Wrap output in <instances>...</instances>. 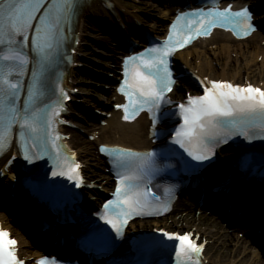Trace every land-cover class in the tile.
<instances>
[{
  "label": "snow or ice",
  "instance_id": "obj_1",
  "mask_svg": "<svg viewBox=\"0 0 264 264\" xmlns=\"http://www.w3.org/2000/svg\"><path fill=\"white\" fill-rule=\"evenodd\" d=\"M80 7L81 0H0V154L11 143L13 127L18 125L20 139L37 149L36 158L46 154L47 144L51 143L58 162V170L53 171V176L76 180L77 187L81 183L80 165H59L62 146L56 142L61 137L53 135L56 118L63 109L59 101L47 112L39 104L43 102L42 82L47 67L65 39V25L72 22ZM189 15L196 19L181 27L180 21ZM233 18H237L234 31L241 29L247 35L253 29L247 8L233 12L229 6L223 11L185 13L178 16L177 22L171 26L163 47L149 48L127 57L124 61L125 79L118 89L127 99V103L117 105L123 109V119L130 121L145 109L151 113L158 108L164 101L165 92H171L174 83L168 58L189 44L194 36L209 35L212 28L225 27L233 22ZM193 25L196 27L193 28ZM31 29H34V35L30 39L28 33ZM29 43L39 57V67L32 69L33 80L21 108L20 93L24 85L20 77L25 75L30 63L23 48ZM210 84V87L204 88L203 95L189 96L186 104L179 105L183 124L176 130L173 140L192 160L198 162L211 159L213 148L219 143H227L232 135L251 139L257 134L253 130L264 134V90L251 85L235 86L229 82L211 81ZM60 93L64 100L68 99L63 89ZM260 138L264 139V135ZM100 151L110 152L114 156V165L123 170L118 173L115 199L105 204L101 217L117 237L123 236V230L133 216L167 210V205L154 208L150 199L154 194L146 186L141 187L145 176L154 169L153 153L105 147H101ZM24 158L29 162L33 159L27 148ZM163 235L168 240L179 241L178 258L182 257L186 264H198L193 257L202 251V246L194 243L189 235ZM16 244L7 231L0 229V264H23L16 255ZM37 264L56 262L45 257Z\"/></svg>",
  "mask_w": 264,
  "mask_h": 264
},
{
  "label": "bare ground",
  "instance_id": "obj_2",
  "mask_svg": "<svg viewBox=\"0 0 264 264\" xmlns=\"http://www.w3.org/2000/svg\"><path fill=\"white\" fill-rule=\"evenodd\" d=\"M108 1H111L113 4L111 6L108 5ZM246 1L247 0H232L234 4ZM249 1L255 3L258 0ZM222 3L224 4L226 3V1H222ZM174 8H176V6L169 5L165 7L164 10H160L161 19L158 20L159 22L155 21L151 25V30L154 36H157L162 32L165 27L164 21L171 17V13ZM125 13L126 11L113 0H87L86 2H83L82 7L79 8L78 19L80 23H82L81 30L83 31V28L86 26V22L82 19V17L85 14L94 16L98 15L101 17L105 16L107 20L112 21L120 18ZM127 23L128 26L125 24L126 32L129 34L134 33V31H136L135 28L129 23V20ZM116 25L118 26V23H116ZM138 32L139 31H137L136 33L138 34ZM262 32L263 31H261L260 33V31H258L257 29L247 38L237 40L229 32L213 30L209 37L199 38L195 42H193L189 47H186L182 51L176 53L174 58L177 62L178 70L181 71V69H188L197 73L201 77H206L208 79L213 80H228L235 83L237 81L245 83L249 77L248 73L250 70L254 68H258L259 70L264 69V55L261 56V60L259 61L260 64H256V62L252 60L243 64L238 62H224L223 65H221L222 63L220 61L219 56L222 52L238 53L240 51L244 52L245 50L247 52H252L251 54H255L261 48H263V35H261L260 39L256 40L255 42H247L245 45L242 46H237L234 44V42L248 41L249 38H252L257 33L262 34ZM115 40V47L113 48L111 54L113 55V67L116 68L114 52H121V48L125 47V45L122 43L121 39ZM196 42L198 43V47L190 49ZM207 53H211L213 55L218 54V57L214 58L215 60H212L206 55ZM217 62L221 65V73L219 74V76L216 70H214L216 68L215 64ZM229 71H233V73H230ZM228 72L230 73V75L229 77H226L225 75ZM114 77L116 76L114 75ZM64 83L65 85H68L66 81H64ZM256 85L264 87V83H256ZM113 94L114 96L109 98L110 101H114V103H119L122 101L121 97L115 94L114 88ZM106 112L107 116L105 118H102V120L105 121V125L96 126V128L94 129H90L87 127L86 130L88 131L89 135L92 136L93 139L91 142H89L88 140L86 141L81 139L79 136H76L71 130L66 127H63V130L66 134L70 133L71 135L75 136H73V138L68 141L69 145L72 149H74L75 153L77 155L84 156H88L87 154H90L92 158L89 156L88 158L94 160L93 163L96 166H100L102 169H105L107 165L105 162V158L98 153L97 147L95 146L96 144H119L125 147L141 149L149 148L151 146L147 137L148 121L146 120L143 114L139 115L130 122H125L121 120L120 111L114 109L112 107V104ZM88 147L90 148V150H92L91 153ZM4 159L5 157L0 160V169L4 164ZM8 174V172L3 173L4 176H7ZM100 178H103V181H101L100 184L105 190L108 189L110 184H113L111 175H108V173L101 174ZM192 193L194 197L197 198L199 195V189H193ZM227 195H222L221 193L219 194V196H223V198H225ZM237 196L238 195L235 192L229 194L230 198H237ZM244 196L245 195H242L239 198L245 199ZM96 199H98V197H96ZM13 201L14 199L12 197L0 193V205H4L8 208L12 206ZM230 202L231 205L228 215L235 216V213L238 211V209H244L245 211L242 212V214L237 217V219H244L245 221H249L252 219V211H247L246 204H243L242 202V204L237 208L234 201ZM187 203L191 204L193 203V201H188ZM226 206L227 205L225 204L224 207L220 206L218 209L223 210L226 208ZM174 207L178 212H186L192 207L198 208V205L195 202L194 204L187 205L186 203L178 199ZM12 217L13 215L9 216L5 211L0 209L1 223L4 225V227L10 230L12 234H14L18 242L17 246L19 255L27 263H29L35 256L41 253V250L38 249V247H36L35 245L32 246V243L29 241V239L26 238L25 233L22 232L17 225H13L12 223H10ZM31 218L32 219H30V217H27V226L29 230L31 229L29 227V223H33V220L35 219L34 215H31ZM203 222L205 230L200 233V236H203L208 239L214 245V248L217 252V254L205 253L202 261L203 264H264V256L256 247L254 248V246H252V243L254 242V237L253 234H250L248 232L249 228L240 227L238 224L234 225L233 222H231L230 220L222 219L220 216H218V214H215L214 216L210 217L204 216ZM130 225H133V222L130 223ZM32 234L41 235L43 233L38 232L35 228L32 231ZM218 249L219 251L229 255L230 261H221L220 257H218Z\"/></svg>",
  "mask_w": 264,
  "mask_h": 264
},
{
  "label": "rangeland",
  "instance_id": "obj_3",
  "mask_svg": "<svg viewBox=\"0 0 264 264\" xmlns=\"http://www.w3.org/2000/svg\"><path fill=\"white\" fill-rule=\"evenodd\" d=\"M115 1L126 11V16L124 17L130 19L135 26L139 23L148 29L151 28V25L155 21L161 19L160 10H164L165 5L168 4L166 0ZM126 18H121L123 24H127ZM83 19L86 22V26L82 31L81 24L78 23L79 41L75 54V63L69 71L72 86L75 90V96L69 103L70 110L68 119L71 125L68 129L81 139L91 142L92 138H89V133L86 129L87 127L94 129L98 124L105 125V123H101L99 120L106 115V111L109 109L110 104L109 97L113 96L111 84L113 82V75L116 71L113 69V55L111 52L115 45L113 43L114 38L109 32L108 24L103 18L101 19V17H96L94 15H85ZM256 38L257 36H254L249 41L234 43L237 46H242L247 42H255ZM262 47L264 48V42L262 43ZM263 48L255 54H251L252 52H247L246 50L238 53L222 52L219 56L222 63L221 65H223L224 62H238L243 64L252 60L255 61L256 64H260L259 61L261 60V56L264 55ZM206 55L212 60L218 57V54H215V56L211 53H207ZM215 65L216 68L214 70H216L219 76L221 73V65L218 64V62ZM229 72L233 73V71ZM229 72L225 75L226 77H229ZM248 76L247 81L264 83V69L259 70L258 68H254L249 71ZM69 135L70 140L74 135ZM88 149L91 153L92 150H90L89 147ZM87 155L91 157L90 154ZM88 156L78 155V158L83 165V174L90 183L89 195L92 199H95L101 192H105L99 183L103 180L100 178V175L105 173L106 170L101 169L100 166H96L93 163L94 160L89 159ZM204 216L210 217L212 215L206 212L205 209L196 208H192L185 213L171 211L162 218L146 222L148 224H144V226H157L162 224L164 226L169 225L178 232L191 229L200 234L205 230L203 222ZM163 219H165V221H163ZM200 238L205 242L206 254H217L214 245L208 239L203 236ZM218 257H220L223 262L230 261L229 255L219 251V249Z\"/></svg>",
  "mask_w": 264,
  "mask_h": 264
}]
</instances>
